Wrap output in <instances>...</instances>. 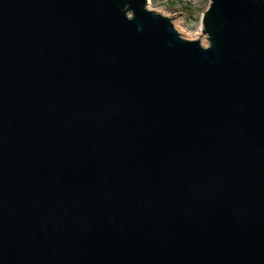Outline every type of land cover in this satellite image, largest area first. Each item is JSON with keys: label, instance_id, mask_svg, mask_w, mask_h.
<instances>
[{"label": "water", "instance_id": "obj_1", "mask_svg": "<svg viewBox=\"0 0 264 264\" xmlns=\"http://www.w3.org/2000/svg\"><path fill=\"white\" fill-rule=\"evenodd\" d=\"M182 17L0 0V264H264V0Z\"/></svg>", "mask_w": 264, "mask_h": 264}, {"label": "rangeland", "instance_id": "obj_2", "mask_svg": "<svg viewBox=\"0 0 264 264\" xmlns=\"http://www.w3.org/2000/svg\"><path fill=\"white\" fill-rule=\"evenodd\" d=\"M209 1L210 0H147V6L148 9L162 16L165 15V17L169 19L182 14V18L171 21L173 27L184 39L198 40L201 15L207 8ZM206 40V35H202L199 39L203 46H207L208 42Z\"/></svg>", "mask_w": 264, "mask_h": 264}, {"label": "bare ground", "instance_id": "obj_3", "mask_svg": "<svg viewBox=\"0 0 264 264\" xmlns=\"http://www.w3.org/2000/svg\"><path fill=\"white\" fill-rule=\"evenodd\" d=\"M147 9H148V6H147ZM150 10V9H149ZM157 13V12H156ZM157 14H159V13H157ZM160 15V14H159ZM162 16V15H161ZM163 17H165V15H163ZM167 18V17H166ZM169 19V18H168ZM172 23V22H171ZM176 26V25H175ZM175 29V28H174ZM176 30V29H175ZM179 30V29H178ZM180 31V30H179ZM199 35V34H198ZM197 35V36H198ZM183 38V37H182Z\"/></svg>", "mask_w": 264, "mask_h": 264}]
</instances>
